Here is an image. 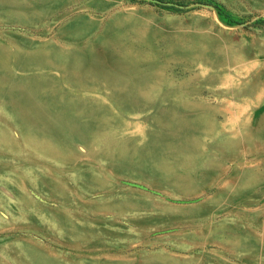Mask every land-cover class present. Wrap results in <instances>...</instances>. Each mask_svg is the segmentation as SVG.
Masks as SVG:
<instances>
[{"label":"rangeland","instance_id":"rangeland-1","mask_svg":"<svg viewBox=\"0 0 264 264\" xmlns=\"http://www.w3.org/2000/svg\"><path fill=\"white\" fill-rule=\"evenodd\" d=\"M96 2L0 0V264H264V0Z\"/></svg>","mask_w":264,"mask_h":264},{"label":"crops","instance_id":"crops-1","mask_svg":"<svg viewBox=\"0 0 264 264\" xmlns=\"http://www.w3.org/2000/svg\"><path fill=\"white\" fill-rule=\"evenodd\" d=\"M109 2V0H97V7L96 9L101 10L103 9V7L106 5L105 3ZM67 28L69 29H76V34L74 35L75 37H80L81 33H85V32H91L93 31V26L92 25H85L79 22V20L75 21L73 24L70 23ZM71 38H74L73 35L71 36ZM11 111V110H10ZM8 112L9 118H12L14 116L13 112ZM13 121V120H12ZM15 122V121H13ZM54 170H57L56 167L54 168ZM53 170V171H54ZM47 203V202H46ZM49 203V202H48ZM27 205H31L30 200H28V203H24ZM37 209V208H35ZM39 211H44L45 213H47V215H49L50 217L54 218L55 220H58L60 222H64L65 223V230L62 233H59L57 230L55 229H51L49 228L46 224H37L32 222L29 219V215H24L22 218H16L14 216L10 217L12 218L11 221H20L23 222L22 226L28 227V228H41L44 229L46 232L48 233H53L58 239L62 240V241H68L71 238H74V236L76 235H82L84 233V231H92V232H97L98 227L95 224L91 223V219L86 218V217H81V218H77V219H70V218H64L59 216L56 213L53 212H49V211H45L43 209H38ZM103 229H108V230H112V228L114 230H118L120 231V229L118 228V226L114 225V224H108L102 226ZM101 229V227H100ZM36 230V229H34ZM75 234V235H74ZM94 259H89V260H84L82 261L80 264H95V262L93 261Z\"/></svg>","mask_w":264,"mask_h":264}]
</instances>
